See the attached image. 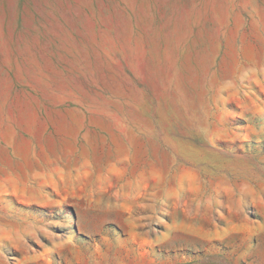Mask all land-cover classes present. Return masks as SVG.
I'll return each mask as SVG.
<instances>
[{
  "label": "rangeland",
  "instance_id": "1",
  "mask_svg": "<svg viewBox=\"0 0 264 264\" xmlns=\"http://www.w3.org/2000/svg\"><path fill=\"white\" fill-rule=\"evenodd\" d=\"M0 264H264V0H0Z\"/></svg>",
  "mask_w": 264,
  "mask_h": 264
}]
</instances>
